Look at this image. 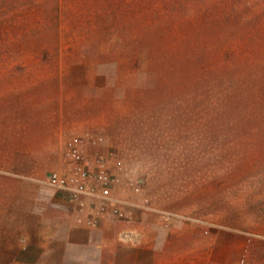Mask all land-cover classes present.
<instances>
[{"label":"rangeland","instance_id":"obj_1","mask_svg":"<svg viewBox=\"0 0 264 264\" xmlns=\"http://www.w3.org/2000/svg\"><path fill=\"white\" fill-rule=\"evenodd\" d=\"M86 135L154 264H264V0H0V224Z\"/></svg>","mask_w":264,"mask_h":264},{"label":"crops","instance_id":"obj_2","mask_svg":"<svg viewBox=\"0 0 264 264\" xmlns=\"http://www.w3.org/2000/svg\"><path fill=\"white\" fill-rule=\"evenodd\" d=\"M53 192L48 196L53 197L50 204L3 218L0 264L155 263L156 239L145 234L142 241L117 220L91 225L89 211L80 212L70 198Z\"/></svg>","mask_w":264,"mask_h":264},{"label":"built area","instance_id":"obj_3","mask_svg":"<svg viewBox=\"0 0 264 264\" xmlns=\"http://www.w3.org/2000/svg\"><path fill=\"white\" fill-rule=\"evenodd\" d=\"M104 142L103 136L99 135L72 137L65 146L64 169L51 172L45 185L70 198L80 212L89 211L91 225L95 226L101 220L130 223L132 216L127 208L140 207L122 199L117 190L125 181L137 193L141 192V188L114 154H90V149H98ZM144 209L152 211L148 207Z\"/></svg>","mask_w":264,"mask_h":264}]
</instances>
